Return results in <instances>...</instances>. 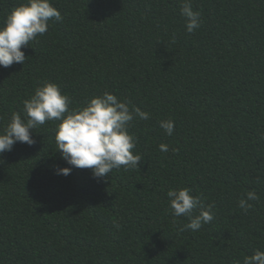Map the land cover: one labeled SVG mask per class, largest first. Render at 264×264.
Returning <instances> with one entry per match:
<instances>
[{
	"label": "trees",
	"instance_id": "1",
	"mask_svg": "<svg viewBox=\"0 0 264 264\" xmlns=\"http://www.w3.org/2000/svg\"><path fill=\"white\" fill-rule=\"evenodd\" d=\"M25 2L0 0V27ZM51 3L63 21L22 48L24 64L0 66V132L44 82L71 108L108 91L150 113L129 128L142 161L98 180L61 158L59 121L33 130L35 144L0 155V264H243L264 251V0H191L192 33L183 0ZM182 187L214 205L198 231L172 222L167 192ZM248 190L259 200L245 213Z\"/></svg>",
	"mask_w": 264,
	"mask_h": 264
},
{
	"label": "clouds",
	"instance_id": "2",
	"mask_svg": "<svg viewBox=\"0 0 264 264\" xmlns=\"http://www.w3.org/2000/svg\"><path fill=\"white\" fill-rule=\"evenodd\" d=\"M180 13L185 19L188 33L201 26L200 12L193 9L191 0H183ZM51 20L63 21L61 12L51 0H26L15 7L8 14L3 27H0V66L8 68L14 63L24 64L27 57L22 48L44 35ZM71 104V98L62 93L58 84L44 82L37 87L30 99L23 101V116L20 112H14L10 122L0 132V155L11 151L17 142L29 146L35 144L33 130L48 121H59L55 135L57 151L72 167L91 169L93 178L98 180L122 166L125 170L139 167L142 157L133 154L136 138L130 134L129 128L136 119H149L150 113L108 91L92 97L85 106L71 108ZM159 123L168 136L174 134L173 120ZM261 139L264 140V134ZM159 150L167 153L169 145L162 143ZM72 167L59 168L57 174L67 176ZM259 182L260 178H257ZM167 196L172 222L179 232L198 231L215 218L214 205L206 206L200 196L192 194L190 188L170 189ZM258 200L257 192L248 190L238 201V207L247 213L253 208L250 201ZM182 216L187 217L189 222L178 224L176 218ZM115 227L119 228V225ZM243 264H264V251L256 250L251 256H245Z\"/></svg>",
	"mask_w": 264,
	"mask_h": 264
}]
</instances>
